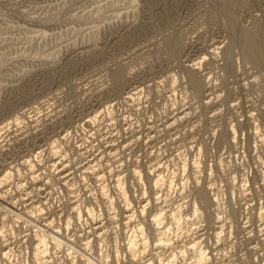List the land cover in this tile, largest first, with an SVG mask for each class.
Here are the masks:
<instances>
[{
  "label": "rangeland",
  "instance_id": "374dc122",
  "mask_svg": "<svg viewBox=\"0 0 264 264\" xmlns=\"http://www.w3.org/2000/svg\"><path fill=\"white\" fill-rule=\"evenodd\" d=\"M144 263L264 264V0H0V264Z\"/></svg>",
  "mask_w": 264,
  "mask_h": 264
},
{
  "label": "bare ground",
  "instance_id": "6f19581e",
  "mask_svg": "<svg viewBox=\"0 0 264 264\" xmlns=\"http://www.w3.org/2000/svg\"><path fill=\"white\" fill-rule=\"evenodd\" d=\"M258 34V33H257ZM250 46V45H249ZM258 55H261V53L259 52V53H257ZM199 65V64H198ZM193 79V78H192ZM193 82V81H192ZM197 84V83H196ZM198 85V84H197ZM194 88V87H193ZM196 88V87H195ZM135 95V94H134ZM174 121V120H173ZM233 132V131H232ZM234 133V132H233ZM8 173H10V172H8ZM159 176V175H158ZM20 178V177H19ZM161 178V177H160ZM160 178H157L156 180H155V187H158L160 184L159 183H161V181H162V179H160ZM163 183V182H162ZM169 183V182H168ZM164 184V183H163ZM159 187H161V186H159ZM158 187V188H159ZM157 188V189H158ZM156 189V188H155ZM203 195V194H202ZM121 196V195H120ZM80 214V213H79ZM90 214V213H89ZM91 216V215H90ZM180 216V215H179ZM75 217V216H74ZM131 217V216H130ZM129 218V217H128ZM128 220V219H127ZM153 220V219H152ZM163 220V219H162ZM177 220H179V219H177ZM180 221V220H179ZM160 224H161V215H157V216H155V218H154V221L152 222V225H154V227H159L160 226ZM222 228V227H221ZM158 229V228H157ZM143 230V229H142ZM144 232V231H143ZM163 232V231H162ZM158 234V233H157ZM83 236V235H82ZM160 236V235H159ZM100 237V236H99ZM39 238V237H38ZM51 238V237H50ZM144 238V237H143ZM32 239V238H31ZM142 239V238H141ZM38 240V239H37ZM53 241V240H52ZM57 241V240H56ZM55 240H54V242H56ZM39 242V241H38ZM60 242V241H59ZM145 242V241H144ZM41 244L42 243H44V240H41V242H40ZM130 243V242H129ZM134 243V242H133ZM137 243V242H136ZM38 244V243H37ZM57 244V243H56ZM59 244V243H58ZM135 244V243H134ZM133 244V245H134ZM197 244V243H196ZM44 245V244H43ZM39 246H40V244H39ZM42 246V245H41ZM130 246V245H129ZM133 247V246H132ZM193 247V246H192ZM196 247V246H195ZM129 248V247H128ZM40 249V248H39ZM134 249V248H133ZM42 253V252H41ZM131 253H132V251H131ZM205 255H204V253L203 252H200L199 253V255H198V257H199V259L202 261L205 257H204ZM43 257V256H42ZM83 259V258H82ZM145 264V263H144ZM162 264V263H161ZM169 264V263H168Z\"/></svg>",
  "mask_w": 264,
  "mask_h": 264
}]
</instances>
